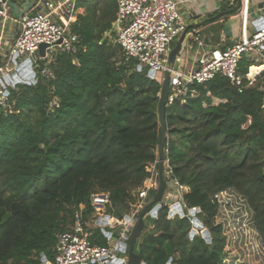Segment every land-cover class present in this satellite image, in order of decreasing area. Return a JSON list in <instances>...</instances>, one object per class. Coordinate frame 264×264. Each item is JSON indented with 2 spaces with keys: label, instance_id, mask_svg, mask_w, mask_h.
<instances>
[{
  "label": "trees",
  "instance_id": "obj_1",
  "mask_svg": "<svg viewBox=\"0 0 264 264\" xmlns=\"http://www.w3.org/2000/svg\"><path fill=\"white\" fill-rule=\"evenodd\" d=\"M117 9L116 0H77L76 50L53 58L54 77L39 70L35 83L10 87L12 111L0 108V264L54 259L58 235L76 214L90 219L93 193L109 192V213L123 218L151 177L161 79L120 56L112 31ZM254 64L243 56L239 72L253 65L250 76L258 75L264 67ZM191 88L197 95L166 107L164 158L172 173L164 177L188 187L185 202L201 209L194 216L209 234L193 233L187 209L169 218L164 205L136 245L147 264H221L225 237L214 221L217 195L228 189L246 200L264 244V78L254 85L245 78L242 91L224 76ZM87 230L93 243L109 245L100 228Z\"/></svg>",
  "mask_w": 264,
  "mask_h": 264
},
{
  "label": "built area",
  "instance_id": "obj_2",
  "mask_svg": "<svg viewBox=\"0 0 264 264\" xmlns=\"http://www.w3.org/2000/svg\"><path fill=\"white\" fill-rule=\"evenodd\" d=\"M25 1L0 0L1 31H4L9 23H13L17 29L14 43L7 51L0 53L1 60L4 61L0 64V108L5 111H12L8 84H13V81L17 79L13 75L19 72L18 65L31 60V69L35 72L41 70L44 75L54 77L49 69V63L58 53L74 52L80 42V35L72 30V23L77 18L75 15L76 0H37L29 12L22 16H15L11 2L23 5ZM116 1L117 16L112 26L116 37L113 41L120 45L127 59L132 58L138 62V69L139 66L142 67L139 70L148 69V72H153L154 78L159 77L167 69L172 44L188 28L180 12L179 1ZM229 1L234 2L235 0ZM248 1L245 0L244 5L248 6ZM243 3L244 0H242ZM246 18L245 16V22H247ZM254 23L256 29L251 34H248V26L245 25L243 35L239 40L226 45L224 49L207 50L200 54L194 69L184 71L175 68L176 66L172 68L167 105L177 99L185 101L189 95H197L191 85L206 84L216 76L229 78L239 87L240 91L243 90L245 78L249 85H254L257 78L264 77V69L258 75L250 76L252 66L249 67L246 75L239 72V64L245 53L260 55L264 60V20L258 19ZM44 43L48 46L45 55H41L40 46ZM199 44H202V41H199ZM0 50H2L1 44ZM34 64L36 70L33 68ZM261 66L264 67V64ZM27 71L30 73L29 68ZM18 75L21 76L20 73ZM53 105H58L56 99ZM157 164L158 159L148 167L151 177L139 187L137 201L132 204L130 213L124 215L123 218H117L106 212L97 216V213L93 211L88 221H82L81 214L77 213L75 224L59 233L57 244L54 247V259H47L43 256L42 264L44 258V264H128L129 256L128 252L124 251V243L128 242L141 209L153 198L154 194L151 193L157 190L159 184ZM164 165V172L170 175L172 167L168 157L165 158ZM171 181L179 191L180 199L169 205L162 204L163 206L168 205L169 218L175 215L185 216L186 209L193 216L200 212V208H188L185 202L184 193L188 187L182 185L177 179ZM100 193L102 192L93 193L90 198L95 210L111 206L110 193ZM219 194L217 195L218 200ZM177 204H180V209L174 208ZM99 205H101L100 209ZM152 218H157V216ZM111 219L115 221L112 222ZM193 220L194 227L198 228L200 220L196 216ZM87 227L100 228L108 238L109 245L93 243ZM201 227H203L202 224Z\"/></svg>",
  "mask_w": 264,
  "mask_h": 264
},
{
  "label": "crops",
  "instance_id": "obj_3",
  "mask_svg": "<svg viewBox=\"0 0 264 264\" xmlns=\"http://www.w3.org/2000/svg\"><path fill=\"white\" fill-rule=\"evenodd\" d=\"M178 1L180 12L187 22L188 32L183 43V52L181 57L177 60L175 68L184 71L194 69L197 58L204 51L224 49L226 45L235 40H239L243 35L245 25L248 26V34H251L256 29L254 22H256L260 16L264 15V0H249L248 6L244 5V0L241 8L234 11L235 13H229V11L237 5V0L234 2L229 0ZM222 12H226V14L218 17L217 15ZM245 16L247 17V22H245ZM16 30L14 24L9 23L4 31H1L0 22V44L2 46L6 45L9 48L15 41ZM10 39H14V41L11 43ZM199 41H202V44H199ZM248 58L254 62L259 61V59H256L257 57L255 55L250 54ZM261 64H264V60L254 65L261 66ZM146 217L150 216L147 215ZM114 220L115 219H112V221ZM152 226L151 222H149L144 232L145 234L142 235L143 237L149 232ZM143 237H141L138 242L141 241Z\"/></svg>",
  "mask_w": 264,
  "mask_h": 264
},
{
  "label": "rangeland",
  "instance_id": "obj_4",
  "mask_svg": "<svg viewBox=\"0 0 264 264\" xmlns=\"http://www.w3.org/2000/svg\"><path fill=\"white\" fill-rule=\"evenodd\" d=\"M112 33L113 32H111L110 35H112ZM113 37H116L115 32L113 34ZM10 41L12 43L14 39H10ZM176 42L177 41H174L172 45L174 46ZM7 49L8 46H2V50H0V53L1 51H7ZM123 55L124 53H122L120 56ZM244 56L248 57L249 53H245ZM256 57V59H259V61H263L260 55ZM1 59L2 57L0 56V64H3L4 61H2ZM259 61H256L255 63L258 64ZM33 68L36 70L35 64ZM162 74L159 76L160 79H162ZM10 87H14V85L9 83L8 89H10ZM215 101L218 102V100ZM103 193L104 192L100 194ZM178 199H180V193L176 189L174 183L169 180L166 185L165 200L163 201V204L169 205ZM219 203L220 211L214 221V224L222 225V235L225 237L226 255L221 264H263L264 244L254 226L253 213L248 207L246 200L236 191L228 189L219 194ZM94 212L97 213V216H100L105 212L109 213V206L104 207L102 210L94 209ZM145 219L147 224H149V222H152L150 217H146ZM201 224L202 221L198 222V228L194 227V233L203 234L205 230H208L204 225L203 227H201ZM144 234L145 233H143V235Z\"/></svg>",
  "mask_w": 264,
  "mask_h": 264
},
{
  "label": "water",
  "instance_id": "obj_5",
  "mask_svg": "<svg viewBox=\"0 0 264 264\" xmlns=\"http://www.w3.org/2000/svg\"><path fill=\"white\" fill-rule=\"evenodd\" d=\"M37 0H26L23 5H19L17 2H11V7L13 14L15 16H22L26 12H29L32 7L36 4ZM242 6V0H237V5L231 9L232 12L237 11ZM226 14V12H222L218 17ZM260 20H264V15L259 17ZM188 32V28L181 34L175 45L172 47L169 56H168V63L167 69L162 74L161 79V89H160V99L158 103V118L160 123V135H159V143H158V178L159 184L153 198L141 209L139 213L138 220L134 227L132 228L129 236L128 242H125V249L124 251L128 252L129 260L128 264H147V262L142 261L139 253L136 251V245L138 240L142 237L143 233L146 230L147 222L146 216L149 215L150 217H155L158 214V211L162 208L163 201L165 200V192H166V180L164 177V146L166 143L167 138V115H166V107L168 101V94H169V85H170V75L171 69L174 68L177 64L178 58L181 57L183 52V43L186 38ZM47 44L44 43L40 46V54L45 55V50L47 48ZM17 63V59L14 60ZM31 60H27L22 62V64L18 65V73H14L13 77H17L16 80L13 81V85L17 83H30L36 81L37 73L31 69L32 67ZM27 68H29L30 73H28ZM142 67L139 66V69ZM23 69H26L28 73L26 76L22 74ZM21 74L19 76L18 74ZM148 76L154 79V74L152 71L148 72ZM31 79V80H30ZM175 209H180V204L174 206ZM106 223V221L104 222ZM194 233V231H193ZM209 234V230H205L203 235L206 237ZM45 258L43 259L44 264ZM169 264V263H168Z\"/></svg>",
  "mask_w": 264,
  "mask_h": 264
},
{
  "label": "bare ground",
  "instance_id": "obj_6",
  "mask_svg": "<svg viewBox=\"0 0 264 264\" xmlns=\"http://www.w3.org/2000/svg\"><path fill=\"white\" fill-rule=\"evenodd\" d=\"M24 71H22V74H24V76H26L28 73L26 72V69H23ZM111 221H112V219H111ZM115 221V220H114ZM114 221H112V222H114Z\"/></svg>",
  "mask_w": 264,
  "mask_h": 264
}]
</instances>
